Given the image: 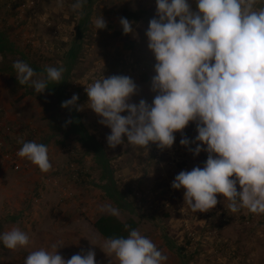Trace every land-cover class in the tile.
Returning a JSON list of instances; mask_svg holds the SVG:
<instances>
[{"label": "rangeland", "instance_id": "374dc122", "mask_svg": "<svg viewBox=\"0 0 264 264\" xmlns=\"http://www.w3.org/2000/svg\"><path fill=\"white\" fill-rule=\"evenodd\" d=\"M73 3L0 0V36H8L13 48L0 54V86L4 87L0 89L4 104L0 106V139L5 143L0 151L19 150L25 141L44 143L53 165L42 172L24 158L21 170L8 165L1 169L2 232L20 227L30 236L29 246L51 243V250L55 245L66 259L93 250L97 264H119L114 254L107 253V239L94 227L98 217L110 214V207L123 221H140L138 229L167 255L166 264H264V214L246 209L232 213L220 194L215 208L195 213L185 205L184 190L172 188L179 172L203 166L206 152L194 156L181 146L179 132L171 149L150 144L147 150H133L126 142L112 149L106 141L110 129L86 108V86L103 75L131 77L139 87L133 102L153 99L155 60L145 33L156 15L155 0H87L79 15L72 11ZM125 10L144 12L141 20H129L130 34H124L120 24ZM100 14L107 28L97 31L92 18ZM16 61L27 62L41 77L46 67L62 65L64 101L77 94L78 104L85 109L62 108L60 93L39 94L30 85H20L13 68ZM69 120L80 122L92 141L85 142L71 130ZM183 135L194 139L195 123ZM90 142L101 146L116 187L132 199V210L119 208L107 194L106 169ZM36 231L47 235L32 240ZM182 248L191 255L188 261L181 259ZM30 252L28 248L4 250L0 244V264H25Z\"/></svg>", "mask_w": 264, "mask_h": 264}, {"label": "clouds", "instance_id": "9594fccd", "mask_svg": "<svg viewBox=\"0 0 264 264\" xmlns=\"http://www.w3.org/2000/svg\"><path fill=\"white\" fill-rule=\"evenodd\" d=\"M86 3L74 0L72 11L82 14ZM155 3L156 15L145 33L155 60L153 99L133 102L139 87L131 77L103 75L86 86V108L110 129L106 141L112 149L125 142L133 150H147L150 144L171 149L179 132L181 146L194 156L206 152L202 167L179 172L171 185L184 190L185 205L192 212L215 208L220 194L232 213L246 209L264 214V0H194L195 8L193 0ZM92 23L97 31L107 28L102 14L93 17ZM120 24L124 34L133 32L127 18L122 17ZM13 68L18 83L30 85L39 94L50 83L60 84L65 72L62 65L48 66L41 77L23 61H16ZM78 101L73 94L61 107L83 111L85 105ZM190 123L196 125L194 139L183 135ZM17 156L42 172L53 167L44 143L25 141ZM108 211L118 215L115 209ZM30 243L29 234L20 227L0 233V244L9 250L27 248ZM105 247L119 264H166L168 260L139 229L108 238ZM25 264L97 261L93 250L66 259L53 245L52 250L31 251Z\"/></svg>", "mask_w": 264, "mask_h": 264}, {"label": "trees", "instance_id": "16d2710c", "mask_svg": "<svg viewBox=\"0 0 264 264\" xmlns=\"http://www.w3.org/2000/svg\"><path fill=\"white\" fill-rule=\"evenodd\" d=\"M143 14L144 12H136V11H128V10L124 11L125 18L135 22L141 20L143 18ZM6 51L12 52L13 48L9 45L7 40H5L3 37H0V52L5 53ZM49 87L50 88L47 90L51 91L54 96H57L58 93L61 94L59 95V98L61 99V103H62L65 100V92H64L65 85L63 83L57 85L55 83H50ZM71 125H72L71 130L79 132L82 135L85 142L88 139H90V136L85 134V129L82 127L83 125L80 122L78 123L75 121L72 122ZM90 141L92 140L90 139ZM89 144L92 146V148H94L95 151L98 152L100 156V160L105 166L106 169L105 178H107L105 190L107 194L112 195L115 204L119 208L124 210H130V209L132 210L133 209L132 199L131 197H128L127 194L123 193L122 191H119V189L116 187L115 182L113 180L111 168L109 167L108 162H106V160L103 159L104 152L102 151L101 146L99 144H93L92 142H90ZM3 221H4L3 219L0 220V233H2ZM139 226H140V221H137L134 218H130L126 221H123L120 218H118L117 215H112L111 213L101 215L94 222V227L105 239L114 236H127L129 230L138 229ZM176 243L177 241H173V244L176 246V248H178ZM2 248L4 250H7V248H5L3 245ZM180 256L183 261H186L187 259L191 258L190 253H188L183 248L180 251Z\"/></svg>", "mask_w": 264, "mask_h": 264}, {"label": "built area", "instance_id": "2783aa9c", "mask_svg": "<svg viewBox=\"0 0 264 264\" xmlns=\"http://www.w3.org/2000/svg\"><path fill=\"white\" fill-rule=\"evenodd\" d=\"M7 130H10L9 127H7ZM3 139H0V147L4 145ZM18 150H6V151H0V179L3 178V173L1 171L2 167L10 166L14 170H21L23 168V159L17 156Z\"/></svg>", "mask_w": 264, "mask_h": 264}, {"label": "crops", "instance_id": "0c3cea01", "mask_svg": "<svg viewBox=\"0 0 264 264\" xmlns=\"http://www.w3.org/2000/svg\"><path fill=\"white\" fill-rule=\"evenodd\" d=\"M0 37H3L5 40H7L8 41V43H9V45L12 47V44H11V42L12 41H10V38L8 37V36H0ZM6 53H8V51H6ZM0 54H3V52H0ZM62 83V82H61ZM3 86H0V89H2L3 90ZM1 90V91H2ZM1 105H4L3 103H2V100H0V106ZM5 167H2V169H4ZM5 171H6V169H5ZM5 173V172H4ZM21 199H22V197H20ZM46 234V232H41V231H36V232H34L33 233V235H34V238L32 237V240L33 239H36V237H37V239L38 240H40L41 239V236H43V235H45ZM49 234V233H48ZM40 235V236H39ZM47 235V234H46ZM46 248V249H49V250H51V243H43V242H41V243H39V244H32L31 246H28L27 248L30 250V251H33V250H37V249H39V248ZM24 257V256H23Z\"/></svg>", "mask_w": 264, "mask_h": 264}]
</instances>
